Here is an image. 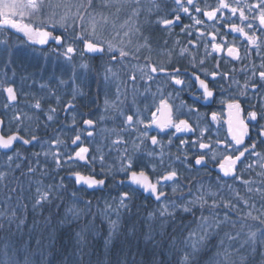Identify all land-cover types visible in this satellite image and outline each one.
Listing matches in <instances>:
<instances>
[{"label":"snow or ice","instance_id":"1","mask_svg":"<svg viewBox=\"0 0 264 264\" xmlns=\"http://www.w3.org/2000/svg\"><path fill=\"white\" fill-rule=\"evenodd\" d=\"M161 3L162 0H0V28L14 29L18 33H23L32 44L45 46L51 42L55 45L51 49V53L62 58L69 65H73V62L79 57L81 60L79 68L84 70H89L91 67L89 59L99 57L103 61L104 80L115 83V99L105 96V111L112 112L122 121L119 131L115 128L104 131L115 135L116 138L111 141L113 147L124 146L119 150L117 160L113 164H107L105 154L99 148H97L99 155L89 158L90 150L88 147L82 146L79 132L71 140L72 145H76L78 150L70 153L62 150L61 146L63 145L66 149L67 145H64L59 137L42 141L34 132L29 131L26 138L20 135L18 127L17 131L11 134H0V150H4L0 155L5 158L6 166L12 172L21 170L23 161H28L27 173L21 171V175H36L39 169V178L31 181V184L35 185L34 193L29 197L34 201L33 210L51 204L53 200L60 198L61 191L67 190L63 177L58 183L44 184L43 178L49 175L47 168L49 158L57 172L65 166L71 168L73 164L85 161V166H92L88 175L74 170L69 172V176L74 178L75 184L87 185L88 188H103L109 177L122 173L131 185H136L143 192L150 194L157 202L158 208L148 213V219L151 221L159 218L161 229L169 218L174 219L177 212L194 215L193 210L199 208L201 215L195 218V227L188 230L186 235L168 236L167 241L163 239L165 235L163 231L156 232L152 224H148L145 240L150 241L154 247L160 248L162 257L176 255V264H237L234 257H238L239 264H248L249 258L255 257L257 253L264 258V152L257 151V143L264 144V123H261L264 121V56L260 57L261 63L258 66L252 63L250 68L245 67L240 70L246 74V79L241 85L232 75L236 71L235 69L230 72H222L219 62H217L214 70L209 72L202 67L205 64V59H197L193 55L190 63L194 69L198 65L201 66L199 72L204 78H201V74H198L197 71H193V79L186 80L181 78L182 72L179 67H172L169 70V65H171L174 55L184 57L190 49L183 47L177 53L175 48L167 47V41L164 42V48L154 49L150 38L143 32L139 18L144 14L154 16L155 20L151 23L169 34L173 28L180 26L181 33L188 36L193 35L191 31L193 26L204 23L199 16L193 15V13L206 17L209 21H223L221 27H227L228 33L219 37L220 42H216L218 30L208 33L211 37L208 43L211 44L212 52L220 53L226 48L228 57L240 60L238 48L228 43L226 35L238 33L243 36L259 55L261 44L258 43L259 37L255 35V32L264 33V0H256L255 3H248L247 0H234V3L230 0H218L215 7L205 6L206 8L210 7V10L202 9L197 0H172V6L164 5V7L170 8L164 14H161ZM225 10L231 14L227 18L223 16ZM121 15L126 18L123 22L118 23ZM185 16L192 21V24L182 25V19ZM237 16L241 22H244V26H240L232 20V17ZM106 32L109 35H105ZM197 33V41L205 35L199 28H197ZM175 43L178 45L179 41ZM189 45L193 49L197 47L196 41L193 40H189ZM204 47L207 49L208 44H205ZM154 55L166 57L168 63L154 60ZM208 55L210 53L206 51L205 58ZM245 55H249L247 48ZM25 78L22 77V80ZM77 78V72L73 66L69 80L59 79L58 83L66 85L71 81L74 84ZM157 80H160V83L156 91L151 94L153 103L145 106V111L150 112V119L143 117L139 109L128 112L122 107L129 94L132 96V103L135 104L136 95L139 92L138 83L143 82L144 92L148 93L151 91V84ZM219 81H228V88L235 85L239 90V95L230 96L227 104L230 115L233 114V110L235 113L234 119L229 121L230 140L212 141L209 139L208 142H205L204 134L208 129L204 128L200 130L199 136L191 141V148L195 149L193 157L190 159L187 152L183 154V160L180 156H176V160H181L188 170L207 169L210 164L217 167L219 173L216 178V190L213 191L211 187L205 189L203 183H200L196 192L193 193L191 182H189L187 185L188 196L191 198H186L182 191L183 186L180 185V173L175 167L169 165L153 180L145 169L150 168L151 172L155 173L157 164L140 165L136 154L140 153L146 143L150 142L153 147L146 151V156L155 159L158 155L159 166L163 167L162 142L157 136L150 135L149 129L155 127L161 132L174 130L172 136L183 132L194 133L196 128L188 119H178L174 115L173 100L179 98V92L184 90L185 85L188 88L198 85V88L202 90L200 99L213 98L214 88L217 85L220 91L225 90L224 85ZM210 83L213 87H210ZM167 86H171L174 92H166ZM176 86L181 87L177 90ZM40 88H49V85L42 83ZM0 91L6 93L8 101L4 105L6 109L17 101V89L13 83L0 82ZM82 95L83 92L78 87L73 88L72 98L64 103L62 110L64 112L74 111L76 98ZM240 97H244L248 102L254 101L250 103L247 122L240 115L242 111ZM49 98H54L55 106L50 104L45 109L41 103L43 98H39L30 107L43 113L46 122L54 123L58 119L62 99L51 88H49ZM184 107H188V112L191 114L198 113L197 109L187 106L184 101H181L179 106H175L176 113H180ZM13 119L20 123L23 119L31 121L33 117L17 112ZM100 119L103 120L104 117L102 116ZM211 119L215 121L217 114L212 113ZM72 123L75 126V115L72 117ZM96 124L97 121L91 118L83 120L84 131L87 132L88 137L94 136ZM249 124L255 127L258 139H252ZM3 125L4 121L0 119V126ZM126 133L129 135L135 133L136 135L132 136L131 140H127L124 135ZM246 138L251 143H246ZM168 142L171 144V137ZM17 143L21 146L38 145L40 147L41 151L31 153L35 164L16 147ZM180 143L188 145L189 141L181 140ZM157 146L161 149L159 154L155 151ZM41 156L44 158L43 163ZM250 158L254 159L248 162ZM97 163L101 169L99 173L95 171L94 167ZM117 164L118 167H116ZM240 165H243V168H240ZM257 167L260 169L256 172L259 180L244 178L246 173L250 174ZM113 168L116 169L115 172ZM7 176L8 172L0 171V181L5 180ZM228 180H231L233 184L238 182L243 186V193L239 188H234L233 184H229ZM169 182L173 185L171 189L173 197L177 192L181 193L178 199H170L168 193L164 191ZM124 184L125 180H120L115 186L119 187ZM17 188H19V194L16 196L15 207L11 204L12 196L9 194L4 202L5 206L0 208V229L5 228V222L11 226L17 219V209H27V204L23 203L25 189L19 183ZM17 188L10 189V193H15ZM73 196L75 197V193ZM253 196L260 198L259 208H257V202ZM131 200L130 192H121L113 203L106 202L105 209L99 213L108 219L110 238L119 231L120 212L121 210L130 211ZM86 205L85 210L75 206L68 207L66 218L79 220L82 214L93 215L91 202H86ZM220 209L225 210L223 215H220ZM204 210L208 211V215L203 214ZM112 213L116 215L115 220L110 218ZM94 219L95 216H93ZM249 221L255 222L256 226L249 224ZM20 223H23L22 219ZM17 228H19V224H17ZM87 228L88 225L77 233L80 241L84 239L82 233L86 232ZM246 229L247 231H245ZM156 235H160L162 239L156 240ZM216 237H219L218 242L211 245V241ZM108 242L106 241V245ZM165 242L168 245L167 250L163 248ZM36 243L39 247L40 241L37 240ZM22 252L23 249H16L10 255L9 246L6 243L2 253L4 259L0 260V264H21L20 255ZM23 264H31L29 256H24ZM133 264H135L134 261ZM155 264H168V261L162 258ZM261 264H264V259Z\"/></svg>","mask_w":264,"mask_h":264},{"label":"flooded vegetation","instance_id":"2","mask_svg":"<svg viewBox=\"0 0 264 264\" xmlns=\"http://www.w3.org/2000/svg\"><path fill=\"white\" fill-rule=\"evenodd\" d=\"M217 2L218 0H197L198 5L205 10H210V7H215ZM230 2L234 3V0H230ZM247 2L255 3L256 0H247ZM164 5L172 6V1L161 3V14H164L170 10V8L164 7ZM206 5L210 7L206 8ZM193 15L199 16V18L203 20L204 23L191 28L193 33L192 36L181 33L180 26L173 28L171 30V34H169L167 31L156 26L154 23H151V21L155 20V17L148 18L143 16L139 18V23L142 25L144 34L150 38L154 49L160 50L164 48L165 41H167V47L175 48L177 53L179 52L180 48L183 47H188L190 49L189 53L184 57L174 55L172 57V63L169 65V70H171L172 67H179L181 69V78L192 80L193 71H197L198 74H201V78H204L202 73L199 72L201 66L198 65L197 68L194 69L192 67V63H190L192 56L195 55L197 59H205V64L202 67L204 70L209 72L214 70V66L217 62H219L220 71L222 72H230L232 69H235L236 71L232 73V75L242 85L246 79V74L240 70L245 67L250 68L252 63H255V65L258 66L261 63L260 57L264 56V33L255 32V35L259 37L258 43L261 44L259 55L257 54V50L254 49L253 46L249 45L243 36L239 35L238 33L226 35V40L228 43L237 47L239 50V55L241 56L240 60H234L233 58L227 56L226 48L220 53L212 52L211 44L208 43V41L211 40V37L208 35V33L218 30V39L216 42H220L219 37L228 33L227 27H221L223 21H209L206 17L200 16L199 14L193 13ZM230 15L231 14L227 12V10H225L223 13L225 18ZM232 20L240 26H244V22H241L238 19V16L232 17ZM183 24H192V21L185 16L182 19V25ZM197 28L205 33V35L198 41L196 40V37L198 36ZM245 30L247 31V29ZM1 31H6V33L0 35V82L13 83V86L17 89L18 97L17 101L6 109L4 107V105L8 103L6 99V93L0 91V119L4 121L2 134H11L12 132L17 131V128L19 127L20 135L25 136L26 138L29 131L34 132L41 138L42 141H47L53 137H60L63 140L64 145H67L66 149L63 146V150L74 153V151L78 149L76 145H72L71 140L74 138L77 132H79L81 134L82 146L88 147L90 150L88 154L89 158L94 155H99L97 152V148H99L105 154L106 163L113 164V162L117 160L119 150L123 147H113L111 141L116 138L115 135H112L104 130L115 128L117 131H119L122 121L112 112L105 111V96L107 95L109 99H115V83L106 82L104 80L102 68L103 61L99 57H96L95 59H89L91 67L89 70H84L79 68V64L81 63L79 57H77V59L73 62V65H69L62 58H58L54 53H51V49L55 47V45L51 42L48 45L39 46V44H32L30 41H28L27 37L23 35V33H18L16 30H5L0 28V32ZM189 40L196 41L197 47L195 49L191 48L189 45ZM176 41H179L178 45L175 43ZM3 43H5V46H3ZM205 44H208L207 49L204 47ZM246 48L249 50L248 56L245 55ZM206 51L210 53V55L205 58ZM36 52L47 54V56L51 58V64L46 67H44V65H36L34 61L30 60L28 57L35 56ZM153 59L165 64L168 63L167 58L164 56L154 55ZM73 66H75L78 77L75 83L73 84L71 81H69V83L66 85H60L58 83L59 79L69 80ZM22 77L26 78L22 80ZM210 79L211 78L209 77V80ZM42 83L48 84L49 88L54 89L56 94L62 99V103L59 106L60 110L58 111V119L54 123L46 122L43 113H39L30 107V105L39 98H43L41 99L43 108L47 109L50 104L55 106L54 98H49V88H40V84ZM159 83L160 80L152 83L151 91L148 93L144 92L145 85L143 82L138 83L139 92L136 95L135 104L132 103V96L129 94L122 107L128 112L139 109L143 117L150 119V112L145 111V106L151 105L153 103L151 94L156 91ZM219 83L224 85L225 90L220 91L219 86L217 85L214 88V97L208 100L199 98L202 90L198 88V85H194L192 88H188L187 85H185L184 90L179 92V98L173 100L174 115L178 119H188L193 127L196 128L194 133L183 132L176 133L174 136H172V132L174 130H166L165 132H161L155 127L149 129V134L157 136V138L162 142L164 166H159L158 155L155 159H151L146 156V151L151 150L153 147L150 142L146 143L145 148L136 155L139 158L140 165L149 163L157 164V172L155 173L151 172L150 168L145 169L148 171L150 177H152L153 180L157 175L166 170L169 165L175 167L178 170L181 177L180 181L183 177L185 178L181 170L188 169L183 163H181V160H183V154L185 152L188 153L190 159L193 157L195 149L191 148V141L195 140L199 136L201 129H208V131L204 134L205 142H208L209 139L212 141L217 139L221 141L230 140L228 134L229 121L234 119L235 113L233 110V114L230 115V110L227 107V104L229 102L230 96L239 95V90L235 85H233L231 88H228V81H219ZM76 87H78L83 92V95L77 96L74 111L64 112L62 110L63 105L72 98L73 88ZM180 87L181 86H176V89L179 90ZM210 87H213L211 83ZM165 91L174 92V89L171 86H167ZM121 99L124 98L121 97ZM240 99L242 109L240 115L241 118H244L245 122H247V112L250 110V103L254 101L248 102L244 99V97H240ZM181 101H184L187 106L197 109L198 113H189L188 107H184L181 109L180 113H176L175 106H179ZM17 112L25 113L27 116L33 117V119L31 121L23 119L22 122L18 123L13 119ZM212 113L217 114V119L215 121L211 119ZM73 115L76 117L75 126L72 123ZM102 116L104 117L103 120L100 119ZM37 117H39V119H37ZM89 118L97 121L93 137H88L87 132L84 131L85 126L83 125V120ZM261 123H264V121H261ZM249 129L252 139H258L256 135V129L252 124H249ZM124 135L125 139L131 140L132 136L136 134L133 133L129 135L126 133ZM170 137L172 140L171 144L168 142ZM181 140H187L189 141V144L181 145ZM246 143H251V141L247 140L246 138ZM16 147L19 148L20 151L25 156H28L29 160L33 162L34 159L29 153L31 151L34 152V150H36L39 146H21L19 143H17ZM3 151L4 150H0V154H2ZM155 151L159 154L161 151L160 147L157 146ZM257 151L264 152V144L257 143ZM176 156H180L181 160H176ZM0 157H2V155H0ZM252 159L254 158H250L248 162H251ZM85 164V161H79L73 164L71 168L65 166L63 169L57 172L54 170L55 166L50 162L49 158V163L47 164L49 175L43 178V182L45 185L58 183L60 178L63 177L67 190L63 191L62 195L66 198H71L73 193H75V195L79 198L86 200L87 202L90 201L92 213H100L101 203L105 201H107V203H112V201H115L119 197L121 192L125 191H128L132 194V200L130 202L131 208L127 213H149L156 210L158 207L157 202L151 197L150 194L143 192V190L139 189L136 185H131L123 174H116L114 177H109L106 185L103 188H88L84 185L75 184L74 178L69 176V172L74 170L80 171L84 175H88L92 166H85ZM94 167L97 173L101 171L99 163H97ZM239 167L243 168V165H240ZM258 169L259 168L257 167L255 171L251 172L250 174L247 173L248 178H244H251L250 176L254 175ZM115 170L116 169L113 168L114 172ZM191 170L207 171L208 175L210 176L209 178H211L210 181L212 182H216V178L219 173V169L212 164H210L207 169L202 168L197 170L193 168ZM24 176L25 175H21V178ZM187 179L188 181H191L192 186H194L198 180H202L201 178L196 177H189ZM120 180H125V184L119 187L115 186ZM227 182L229 184H233L231 180H228ZM187 184H189V182ZM233 185H236L237 187L240 186L238 182ZM172 186V183L169 182L168 186L164 188V191L168 193L170 199L177 197L176 195L173 197L171 191ZM138 208L141 209L139 210Z\"/></svg>","mask_w":264,"mask_h":264},{"label":"trees","instance_id":"3","mask_svg":"<svg viewBox=\"0 0 264 264\" xmlns=\"http://www.w3.org/2000/svg\"><path fill=\"white\" fill-rule=\"evenodd\" d=\"M92 214L66 223L63 213H17L11 226L5 222V228L0 229V241L23 249L20 257L26 253L33 264H133V261L135 264H155L162 258L168 264H176V255L162 257L161 249L145 240L148 224H152L156 232L163 231V239L167 241L173 234L185 235L195 227L197 218L195 212L194 215L177 213L161 229L159 218L150 221L148 213H122L119 231L106 245L108 226L99 213ZM21 219L23 223H20ZM86 225L87 231L82 233L84 239L80 241L77 233ZM155 238L162 239L160 235ZM163 248L167 250L166 242ZM254 259L249 258L248 264H258Z\"/></svg>","mask_w":264,"mask_h":264},{"label":"rangeland","instance_id":"4","mask_svg":"<svg viewBox=\"0 0 264 264\" xmlns=\"http://www.w3.org/2000/svg\"><path fill=\"white\" fill-rule=\"evenodd\" d=\"M168 1H172V0H162V3L163 2H168ZM143 16L148 17V18H153L154 17V16H147L146 14L141 15V17H143ZM125 18L126 17L123 16V15H121V17H120V19H123V20ZM123 20L118 21V23L123 22ZM25 22H28V21L25 20ZM0 33H1L0 35L5 34L6 31H1ZM105 34L108 35L109 33L106 32ZM3 46H5V43H3ZM28 57H29L30 60L34 61V63L36 65H40V66L44 65V67H46V66L51 64V58L48 57L47 55H44V54L39 53V52H36L35 56H28ZM61 147H62V150H63V145ZM118 147L122 148L124 146L121 145V146H118ZM38 151H41L40 147H38L36 150H34V152H38ZM31 153H33V152L31 151L29 154H31ZM43 160H44V158L41 156V162L42 163H43ZM22 163H23V167H22L21 170H16L15 172H12V171H10L7 168L6 163H5V158L0 157V171L8 172V176L6 177V179L3 180V181H0V208H3L5 206L4 202L7 199V196L9 194L12 196L11 204H12L13 207H15V205H16V196L19 194V188H17V184L19 183V184H22L23 188L25 189V191H24L25 199H24L23 203L27 204V209L26 210L17 209V213H24V214H26V213H63V217H64L63 221L67 223V222L74 221L70 217L66 218V209L68 207L75 206L76 208H79L81 210H85L86 209V207H87V205H86L87 201L86 200H83V199L79 198L76 195H75V197L72 195L71 198H66V197H64L62 195L63 191H61L59 193V197H60L59 199L53 200L51 204H47L43 208H37V209L33 210L32 204H33L34 201L29 199V197H30V195H32V193H34L35 185L31 184V181H34L35 179L39 178V169L37 170V174L36 175H25L23 178H21V175H20L21 171L27 173V164H28V162L23 161ZM32 163L35 164V161H33ZM117 167H118V164H117ZM258 171H260V169L256 170V172H258ZM181 172L185 176V178L184 177L182 178V180L180 181V185L183 186L182 187V191H183V194H184V196L186 198H191V197L188 196V187H187V185H188L187 183L191 182L190 180L188 181V179H187L189 177H196V178H201L202 179V180H198L196 182V184L194 186H192L193 193L196 192V189L199 187L200 183H203L205 189L211 187L213 191L216 190L215 189L216 182L210 181L211 178H209L210 176L208 175L207 171L181 170ZM256 172L254 173V175H252L250 177L252 179H254V180H259L260 178L256 176ZM121 174L122 173H118V175H121ZM190 175H192V176H190ZM244 177L248 178L247 173H246V175ZM30 184H31V187H30ZM233 187L234 188H239V190L242 193L244 191L243 186H241V185L239 187H237L236 185H233ZM12 188H17V191L15 193H10L9 190L12 189ZM180 195H181V193L177 192L176 193L177 197H175V198L178 199L180 197ZM171 199H173V198H171ZM253 199L256 200L257 208H259L260 207V198L258 196H253ZM106 202L107 201H105V202L100 204L101 205V208H100L101 212H103V210L105 209ZM113 202L114 201H112V203ZM209 202H210V198H209ZM145 209H146V207H145ZM193 211L195 213H197V218L201 215V211L199 210L198 207L195 208ZM219 211H220V215H223V212L225 210L224 209H220ZM127 212H129V211L121 210L120 219H121L122 213H127ZM177 213H184V212H177ZM203 214L204 215H208V211L204 210ZM254 214H256V213L254 212ZM85 215L86 214H82L80 219L83 218ZM101 216L103 217V220L107 224L108 230H109L108 219H106L104 215H101ZM110 218L115 220L116 219V215L114 213H112V214H110ZM248 223L252 224L254 227L256 226L255 222H253V221H249ZM245 231H247V229ZM220 235L222 236L223 233L221 232ZM113 236L110 238L109 237V232H108V236H107L105 241H109L110 242L111 239L113 238ZM218 240H219V237H216L215 239H213L211 241V245H215L218 242ZM225 243L227 244V241ZM5 244H6V242L3 243V242L0 241V260L4 259L2 253H3V250H4ZM16 249L17 248L9 245V254L12 255V253ZM213 251H215L214 248H213ZM25 255H27V254L25 253ZM209 255H211V253H209ZM27 256H29V255H27ZM23 258H24V256H23ZM23 258L20 257L21 264H23ZM250 258H255L254 261L256 263H258V264H261L262 259H264L258 253L255 255V257H250ZM234 259H236L237 260V264H239V258L238 257H234ZM31 264H33L32 261H31Z\"/></svg>","mask_w":264,"mask_h":264},{"label":"water","instance_id":"5","mask_svg":"<svg viewBox=\"0 0 264 264\" xmlns=\"http://www.w3.org/2000/svg\"><path fill=\"white\" fill-rule=\"evenodd\" d=\"M13 30H14V29H13ZM39 46H41V45H39ZM2 127H3V126H0V134H2ZM84 186L87 187V185H84Z\"/></svg>","mask_w":264,"mask_h":264}]
</instances>
